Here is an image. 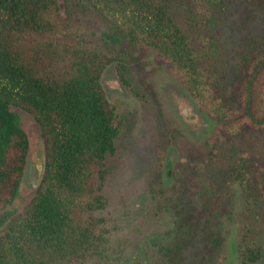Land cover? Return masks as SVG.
Listing matches in <instances>:
<instances>
[{"label": "trees", "instance_id": "16d2710c", "mask_svg": "<svg viewBox=\"0 0 264 264\" xmlns=\"http://www.w3.org/2000/svg\"><path fill=\"white\" fill-rule=\"evenodd\" d=\"M88 19L107 28L101 40ZM189 25L176 17L171 0H0V264L106 260L110 239L95 214L107 207V159L117 151L122 125L103 75L113 66L133 95L149 93L133 75V54L113 47L121 39L166 66L214 123L211 157L226 156L220 149L231 138L246 144L259 138L264 150V53L248 59L226 91L217 45ZM11 108L36 121L46 159L42 181L18 214L13 204L31 145ZM262 156L252 158L253 172L245 164L236 179L250 216L264 206ZM165 160L159 155L160 170ZM186 197L183 191L171 202L173 210ZM250 234L237 246L238 264H263L264 244Z\"/></svg>", "mask_w": 264, "mask_h": 264}, {"label": "rangeland", "instance_id": "374dc122", "mask_svg": "<svg viewBox=\"0 0 264 264\" xmlns=\"http://www.w3.org/2000/svg\"><path fill=\"white\" fill-rule=\"evenodd\" d=\"M171 6L196 37L214 40L224 67V90L238 83L237 72L248 59L264 53V6L254 0H171ZM85 23L95 39L107 31L95 20ZM113 47L133 54V75L147 84L149 93L145 98L133 95L113 66L103 75L122 127L117 151L107 159L110 173L102 192L107 207L95 214L105 220L111 246L99 264H238L237 246L249 230L253 241L264 244V206L255 210L257 215H248L236 181L245 164L253 172L256 154L263 152L264 164L262 140L247 135L252 141L246 144L231 138L220 149L226 156L211 157L215 125L169 69L126 40ZM11 112L31 145L13 204L18 214L37 189L27 168L43 145L36 121L22 110ZM162 153L166 160L160 170ZM183 191L187 197L173 210L171 202Z\"/></svg>", "mask_w": 264, "mask_h": 264}, {"label": "water", "instance_id": "95a60500", "mask_svg": "<svg viewBox=\"0 0 264 264\" xmlns=\"http://www.w3.org/2000/svg\"><path fill=\"white\" fill-rule=\"evenodd\" d=\"M45 169H46L45 153L44 150L41 149L39 154L35 155L34 160L29 161L27 168L28 177L30 181L34 184V186H36V188L43 179Z\"/></svg>", "mask_w": 264, "mask_h": 264}]
</instances>
